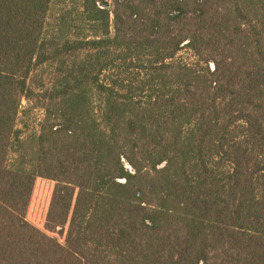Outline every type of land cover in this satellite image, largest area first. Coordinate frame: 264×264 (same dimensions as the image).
<instances>
[{"label": "trees", "instance_id": "trees-1", "mask_svg": "<svg viewBox=\"0 0 264 264\" xmlns=\"http://www.w3.org/2000/svg\"><path fill=\"white\" fill-rule=\"evenodd\" d=\"M0 264H264V0H0Z\"/></svg>", "mask_w": 264, "mask_h": 264}, {"label": "rangeland", "instance_id": "rangeland-1", "mask_svg": "<svg viewBox=\"0 0 264 264\" xmlns=\"http://www.w3.org/2000/svg\"><path fill=\"white\" fill-rule=\"evenodd\" d=\"M180 56L186 59H191L189 53L186 51H182ZM41 116L42 113L39 110L33 111V113L31 114V121H29V125L31 128L32 125H36ZM18 128H22L21 119L18 123ZM52 190L53 183L50 181L39 179L35 184L32 202L28 213V219L34 225L40 228L43 227L46 219V213L49 206Z\"/></svg>", "mask_w": 264, "mask_h": 264}]
</instances>
